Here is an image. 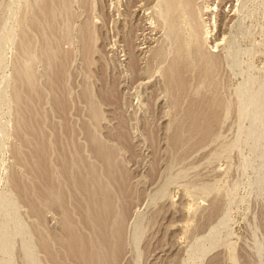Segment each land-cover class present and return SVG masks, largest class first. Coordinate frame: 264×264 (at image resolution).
Returning <instances> with one entry per match:
<instances>
[{
    "label": "rangeland",
    "instance_id": "rangeland-1",
    "mask_svg": "<svg viewBox=\"0 0 264 264\" xmlns=\"http://www.w3.org/2000/svg\"><path fill=\"white\" fill-rule=\"evenodd\" d=\"M143 1L0 0V264H83L92 175L112 264H264V0Z\"/></svg>",
    "mask_w": 264,
    "mask_h": 264
},
{
    "label": "bare ground",
    "instance_id": "bare-ground-1",
    "mask_svg": "<svg viewBox=\"0 0 264 264\" xmlns=\"http://www.w3.org/2000/svg\"><path fill=\"white\" fill-rule=\"evenodd\" d=\"M145 1V0H144ZM143 1V2H144ZM152 1V0H151ZM154 1V0H153ZM165 1V0H164ZM199 1V0H198ZM198 1H196V3L198 2ZM195 2V0H167V2H164V3H166V6H167V11H168V17L169 18H167V19H170V20H168V22H169V24H170V22H171V24H172V22L174 23L175 21L176 22H180V20L178 21V15H180L181 17H182V11H184V13H186V11H185V9H186V7H189L191 4H193V3ZM160 3H161V1H160ZM195 3V4H196ZM144 4V3H143ZM146 4L147 3H145L144 5L146 6ZM200 5V4H199ZM143 6V5H142ZM145 6H143V7H145ZM192 6V5H191ZM197 6V5H196ZM195 6V7H196ZM140 7H141V5H140ZM163 7V6H162ZM199 7V6H198ZM204 7V6H203ZM202 7V8H203ZM192 9L194 8V6L193 7H191ZM197 8V7H196ZM161 9V8H160ZM192 9H191V12L193 13V11H192ZM166 10V9H165ZM194 10V9H193ZM206 10H207V8H206ZM163 11V10H162ZM189 11V10H188ZM196 11H194V13H195ZM206 12V11H205ZM164 13V12H163ZM188 14H189V12H187ZM194 13H193V15H194ZM165 14V13H164ZM51 15V14H50ZM183 15H185V14H183ZM192 14H190V16H191ZM193 15H192V17H193ZM186 17L185 18H188L187 17V15H185ZM190 16H189V18H188V20H189V22L191 21L190 19ZM164 17V16H163ZM139 18V17H138ZM184 18V17H183ZM194 18H195V15H194ZM50 19V18H49ZM177 19V20H176ZM52 20V19H51ZM157 20V19H156ZM166 20V19H165ZM185 20V19H184ZM183 20V21H184ZM196 20V19H195ZM195 20H193V21H195ZM167 21V20H166ZM176 22H175V25H176ZM189 22H187L186 21V23L188 24ZM148 23V22H147ZM196 23V22H195ZM194 23V24H195ZM165 24V23H164ZM168 24V25H169ZM166 25H167V23H166ZM189 25V24H188ZM170 26H172V25H170ZM169 26V27H170ZM182 26V25H181ZM190 26H192V25H190ZM195 28H196V26L195 25H193ZM166 27V26H165ZM155 28V27H154ZM158 28H159V26H158ZM170 28H172V27H170ZM174 28V27H173ZM180 28V27H179ZM192 28V27H191ZM190 28V29H191ZM174 30V29H173ZM183 30H185V29H183ZM169 31V30H168ZM176 31V30H175ZM194 31H195V29H194ZM193 30H192V32H194ZM179 33V32H178ZM198 33V32H197ZM151 34V33H150ZM180 34V33H179ZM183 34V33H182ZM194 34V33H193ZM195 34H196V31H195ZM165 36H166V34H165ZM194 36V35H193ZM198 36V35H197ZM192 38V37H191ZM203 41V40H202ZM182 42V41H181ZM189 43V42H188ZM193 43V42H192ZM195 43V42H194ZM179 44V43H178ZM216 44V43H215ZM197 45V44H196ZM182 47V46H181ZM177 48H179V47H177ZM182 49V48H181ZM195 49V48H194ZM177 50V49H176ZM191 52V51H190ZM178 53H179V50H178ZM195 53L196 54H194L193 56L192 55H189V54H187L186 52H184V53H180L179 55H178V58H177V65L175 66V69H177L178 71H179V69H181V70H183V71H186V72H188V71H193V69H194V67H196L195 65H197V68L200 70V72L199 73H201L206 67L205 66H207L208 65V63L207 62H204L203 61V59H201V56H197V52L195 51ZM182 54V55H181ZM191 54V53H190ZM175 60V59H174ZM205 60V59H204ZM173 63H175V62H173ZM213 63V62H212ZM215 63V62H214ZM134 64V63H133ZM209 65H211V64H209ZM134 66V65H133ZM194 66V67H193ZM173 67V66H172ZM203 67H204V69H203ZM174 68V67H173ZM208 69L209 68H206V71L208 72ZM213 69V68H212ZM172 70V69H171ZM174 70V69H173ZM210 70V69H209ZM215 70V69H214ZM176 71V70H175ZM205 71V72H206ZM186 72H185V74H186ZM176 73V72H175ZM181 73H183L182 71H181ZM189 73V72H188ZM187 73V74H188ZM210 73H212V72H210ZM184 74V73H183ZM183 74L182 75H178V77L176 76V78H175V80L172 78L171 80L169 79V78H167L168 79V81L170 80L172 83L171 84H173L176 80L178 81V84L177 83H175L176 85H179L180 83L182 84L183 82H186L187 83V81H188V79H186L184 76H183ZM202 74V73H201ZM200 74V76L202 77L203 76V74L201 75ZM208 74V73H207ZM206 74V75H207ZM146 75V74H145ZM176 75V74H175ZM174 75V76H175ZM205 75V74H204ZM209 75V74H208ZM200 76H196V77H198V78H200V79H202ZM169 77V76H168ZM186 79V80H184V78ZM186 77H187V75H186ZM195 77V78H196ZM208 77V76H207ZM188 78H189V76H188ZM192 78V77H191ZM191 78H189V82L191 81L190 79ZM204 78H206V76L204 77ZM199 80V79H198ZM205 80V79H204ZM176 81V82H177ZM200 81V80H199ZM188 82V83H189ZM207 82V81H206ZM174 84V85H175ZM176 87H180V85L179 86H176ZM183 99V98H182ZM181 100V99H180ZM208 120V119H207ZM209 121H211L210 119H209ZM192 123H194V124H197L198 125V127H201V128H206L207 130H208V121L207 122H201V121H199V120H197L196 119V117L194 118V119H192ZM210 123V122H209ZM204 124V125H203ZM197 128V127H196ZM92 149H94V151H97L95 148H93L92 147ZM102 160L104 159L103 157H100ZM107 168H106V170L104 171V173L105 174H108V177L110 176L115 182V184L117 185V188H118V190L120 191L119 193L123 196V197H125V195L127 196L128 194H126V186H125V183H126V181H127V178H126V175L125 174H120V175H118V176H115V173H113L112 172V170H110L111 169V167H110V164L107 162ZM42 172L44 173L42 176H41V179L42 180H45V178L47 177V173H45L44 172V169L42 170ZM92 175V174H91ZM96 176H99V175H92L91 176V182L93 181V183H91V185H90V187L92 186V189H94V190H90V188H88V181H87V178H85V176L83 177V176H77L76 177V182H74V184H76V187H79V188H88L90 191H92L91 193H89L90 194V196H89V204H90V206H88V208L90 207V217H91V220H92V222H93V224H95V227L93 228L92 226H91V228H93V229H96V230H94L96 233H94L93 232V234L94 235H96V242H98V244H97V246H99V248H97V247H93V246H91V244H90V246H91V248L93 247V249L92 250H90V249H88V250H90V252L88 251V250H86L85 251V249L82 247V245H81V242H84L85 240H83V239H80V240H78L77 238H75V237H73L72 235H71V237H70V239H69V241H68V249H69V252H70V254H74L73 256H75V258L77 257L78 259H82L81 261H82V263L83 264H104L105 263V260H106V263L105 264H112V262L114 261V258H116V257H119L120 256V254H121V252H122V245H121V243L120 242H118L117 244H115V246L113 245V243H112V238H111V233L114 231V230H112V228H110V225L108 224L109 223V219H110V214H112V205H111V199H110V195L106 192V191H104L103 189L104 188H101V189H97V191H96V189L95 188H93V186L94 185H92V184H95L96 182H97V177ZM94 177V178H93ZM99 179H100V181H101V179L102 178H100L99 177ZM98 179V180H99ZM89 181H90V179H89ZM102 182V181H101ZM100 182V183H101ZM90 184V183H89ZM97 184V186H95V187H98L99 188V185H98V183H96ZM75 186V185H74ZM85 189V190H86ZM43 194V193H42ZM97 197H100L101 198V200H99ZM96 198V199H95ZM78 202V201H77ZM125 202V201H124ZM123 202V203H124ZM79 203V202H78ZM91 203H92V206H91ZM128 205H129V203H128ZM128 205H127V203L125 202L124 204H122V213H123V215H126V213L128 212ZM78 206V208H81V207H83V206H81V207H79L80 206V204L79 205H77ZM77 206H76V208H77ZM78 210V209H77ZM80 210V209H79ZM78 210V211H79ZM82 210V209H81ZM80 210V211H81ZM79 211V212H80ZM94 226V225H93ZM91 231H93L92 229H91ZM114 233V232H113ZM82 240V241H81ZM96 242L95 243H92L93 245L94 244H96ZM86 246H88V245H85V248H86ZM90 246H89V248H90ZM94 246H96V245H94ZM87 249V248H86ZM114 250H116V252H115V254L116 255H112V253L114 252ZM85 251V252H84ZM106 251H109L108 253L106 252ZM95 252V253H94ZM91 255H92V257H91ZM107 255V256H106ZM109 255V256H108ZM110 257V258H109ZM76 258V259H77ZM108 260H107V259ZM112 259V260H111ZM96 260V261H95ZM86 261V262H85ZM109 261H110V263H109Z\"/></svg>",
    "mask_w": 264,
    "mask_h": 264
}]
</instances>
